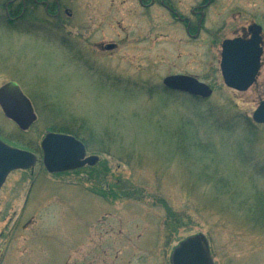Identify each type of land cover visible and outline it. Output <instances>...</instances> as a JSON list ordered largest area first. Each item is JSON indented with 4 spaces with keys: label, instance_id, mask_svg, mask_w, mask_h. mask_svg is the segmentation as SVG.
Wrapping results in <instances>:
<instances>
[{
    "label": "rangeland",
    "instance_id": "rangeland-1",
    "mask_svg": "<svg viewBox=\"0 0 264 264\" xmlns=\"http://www.w3.org/2000/svg\"><path fill=\"white\" fill-rule=\"evenodd\" d=\"M98 1L112 18L101 40L119 43L113 53L82 59L46 35L0 25V88L17 83L37 115L22 132L0 108V138L38 157L0 192V264H171L199 234L215 264H264V125L252 119L264 68L248 91L229 89L220 52L181 35L155 43L141 31L138 0ZM173 75L214 94L167 92ZM49 133L77 136L99 163L50 175Z\"/></svg>",
    "mask_w": 264,
    "mask_h": 264
},
{
    "label": "flooded vegetation",
    "instance_id": "flooded-vegetation-1",
    "mask_svg": "<svg viewBox=\"0 0 264 264\" xmlns=\"http://www.w3.org/2000/svg\"><path fill=\"white\" fill-rule=\"evenodd\" d=\"M138 1L142 13L141 31L146 36L148 32L155 33V43L160 36L171 34V38L179 39L181 35L178 42L185 40L193 45L199 42L205 51L220 52V64L226 42L249 43L258 36L263 54L256 84L264 68V0ZM106 3L98 0H0V25L20 34L46 35L60 42L66 50L77 49L82 59L89 58L88 53H113L119 48V43L101 40L104 27L112 23L110 14L107 19L103 18L104 7L100 4ZM108 8L113 10L112 6ZM125 33L129 40L132 32Z\"/></svg>",
    "mask_w": 264,
    "mask_h": 264
},
{
    "label": "water",
    "instance_id": "water-1",
    "mask_svg": "<svg viewBox=\"0 0 264 264\" xmlns=\"http://www.w3.org/2000/svg\"><path fill=\"white\" fill-rule=\"evenodd\" d=\"M262 54L260 39L256 35L249 43L226 42L220 64L226 87L237 92L248 91L256 81ZM162 84L170 91L201 100H208L213 95L210 86L190 76H169ZM0 107L4 116L23 132L37 121L31 101L17 83L10 82L0 88ZM252 119L254 123L264 125V101ZM41 149L43 165L50 174L76 171L86 165L94 166L99 161L96 156L87 157L85 145L70 135L49 133L43 139ZM37 163L35 154L0 140V189L12 172L31 170ZM171 264H214L207 238L199 234L182 241L173 251Z\"/></svg>",
    "mask_w": 264,
    "mask_h": 264
},
{
    "label": "trees",
    "instance_id": "trees-1",
    "mask_svg": "<svg viewBox=\"0 0 264 264\" xmlns=\"http://www.w3.org/2000/svg\"><path fill=\"white\" fill-rule=\"evenodd\" d=\"M190 98V97H189ZM77 133V132H76ZM77 134H79V133H77ZM79 136V135H78ZM75 137H77V136H75Z\"/></svg>",
    "mask_w": 264,
    "mask_h": 264
}]
</instances>
